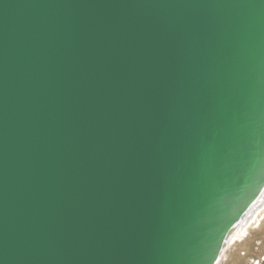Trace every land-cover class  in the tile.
Masks as SVG:
<instances>
[{
    "label": "water",
    "instance_id": "95a60500",
    "mask_svg": "<svg viewBox=\"0 0 264 264\" xmlns=\"http://www.w3.org/2000/svg\"><path fill=\"white\" fill-rule=\"evenodd\" d=\"M264 190V0H0V264H217Z\"/></svg>",
    "mask_w": 264,
    "mask_h": 264
},
{
    "label": "rangeland",
    "instance_id": "374dc122",
    "mask_svg": "<svg viewBox=\"0 0 264 264\" xmlns=\"http://www.w3.org/2000/svg\"><path fill=\"white\" fill-rule=\"evenodd\" d=\"M217 264H264V213L241 240L226 247Z\"/></svg>",
    "mask_w": 264,
    "mask_h": 264
},
{
    "label": "bare ground",
    "instance_id": "6f19581e",
    "mask_svg": "<svg viewBox=\"0 0 264 264\" xmlns=\"http://www.w3.org/2000/svg\"><path fill=\"white\" fill-rule=\"evenodd\" d=\"M263 213H264V190L260 195V197L258 198V200L253 204L251 210L243 219V221H241L239 225L236 226V228L234 229L233 233L231 234L227 242V246H230V244L234 241L241 240L249 232L253 224H257L260 221Z\"/></svg>",
    "mask_w": 264,
    "mask_h": 264
}]
</instances>
